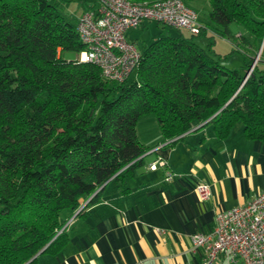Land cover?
I'll list each match as a JSON object with an SVG mask.
<instances>
[{
	"label": "trees",
	"instance_id": "16d2710c",
	"mask_svg": "<svg viewBox=\"0 0 264 264\" xmlns=\"http://www.w3.org/2000/svg\"><path fill=\"white\" fill-rule=\"evenodd\" d=\"M208 2V24L233 39L236 23L251 36L240 41L259 48L264 0ZM58 4L0 0V264L56 253L70 217L111 181L127 192L149 150L195 125L209 123L224 138L240 123L247 139L264 143V60L247 77L254 59L246 51L240 74L205 53L195 35L164 36L140 51L131 81H110L93 63L61 57L84 45ZM146 115L160 130L154 146L137 135Z\"/></svg>",
	"mask_w": 264,
	"mask_h": 264
},
{
	"label": "crops",
	"instance_id": "0c3cea01",
	"mask_svg": "<svg viewBox=\"0 0 264 264\" xmlns=\"http://www.w3.org/2000/svg\"><path fill=\"white\" fill-rule=\"evenodd\" d=\"M84 2L74 23L83 12L96 7L95 0L90 5ZM199 21L205 26L201 34L208 38L209 48L217 46L219 35L221 42L225 41L221 44L228 43L232 51L257 57V50L240 41L241 33L231 24L230 31H235L237 38L222 36L208 24L207 17ZM137 28L125 32L135 45L131 30ZM222 52L212 50L224 59L227 53ZM138 138L150 146L153 140L155 144L160 141L161 134ZM158 158L165 165L149 169ZM167 172L173 174L170 179H166ZM198 182L209 185L208 199L197 196ZM127 187L124 192L122 186L109 182L95 203L73 217L63 246L56 253L36 256L35 264H205L204 248L193 250L190 237L209 233L219 212L243 205L264 190V143L247 139L240 123L224 138L215 136L211 124H198L167 148L161 146L147 154ZM212 264L243 262L230 263L219 254Z\"/></svg>",
	"mask_w": 264,
	"mask_h": 264
},
{
	"label": "built area",
	"instance_id": "2783aa9c",
	"mask_svg": "<svg viewBox=\"0 0 264 264\" xmlns=\"http://www.w3.org/2000/svg\"><path fill=\"white\" fill-rule=\"evenodd\" d=\"M95 2V9L83 12L76 22L78 38L84 45L78 59L95 64L105 79L118 83L130 77L141 59L140 50L125 37L128 29H135L146 21L185 29L192 35L205 29L197 12L182 0ZM157 165L165 163L158 158L148 168L154 170ZM172 175L167 172L166 179ZM195 192L202 200L210 197L207 183L198 182ZM190 238L193 250L204 248L205 264H212L219 254L230 263L241 260L243 264H264V190L243 205L219 212L209 233H195Z\"/></svg>",
	"mask_w": 264,
	"mask_h": 264
},
{
	"label": "rangeland",
	"instance_id": "374dc122",
	"mask_svg": "<svg viewBox=\"0 0 264 264\" xmlns=\"http://www.w3.org/2000/svg\"><path fill=\"white\" fill-rule=\"evenodd\" d=\"M52 2H59L58 10L62 13V15L65 17V19L71 23H74L77 16L80 14L82 11L81 7L85 3L84 1L87 2L88 5L92 4L94 0H51ZM188 6L196 9L198 11V18L201 21H205L208 11H209V2L208 0H186ZM231 26L236 28L237 32L241 33L244 38L249 39L251 36L250 34L245 31L242 27L238 26L236 23H231ZM132 38L137 40V48L142 49L144 45H148L151 41L154 39H157L159 37H164V36H178L182 35L183 37H189L190 33L185 30V29H174L171 27L164 26L162 24H158L154 21H148L144 26L137 28L136 30H131ZM236 32L234 31V35ZM219 37V35H218ZM217 37V46L213 45L211 48H209V40L204 34H199L195 35L193 37V40L211 57L214 59L218 60L219 63L222 65L231 68V69H236L240 74L244 73V55L241 54L240 52L237 51H232L233 48L228 45V43L221 44V38ZM262 43V42H261ZM261 43L259 45V48L257 50V57L254 59V64L255 62H260V60H264V55H261L262 52H264V47L260 49ZM213 51H223L224 53H227L225 55L226 57L223 59L219 58L215 54H212ZM222 52V53H223ZM249 57H253V53H248ZM61 57L67 60H74L76 58L80 57V53H77L75 51H70V50H63L61 51ZM248 57V58H249ZM256 60V61H255ZM252 65V67H253ZM259 66L262 67L264 66V62H260ZM252 67L250 69H252ZM250 72V70H249ZM248 72V73H249ZM251 73V72H250ZM249 76V75H248ZM247 76V77H248ZM134 78V72L131 73L130 77L128 78V81H131ZM150 120V124L148 125L147 122ZM139 123H136V129H138L137 134L140 137H147L151 139L152 137H157L160 135V130L158 127V123L155 117L153 116H142L137 120ZM146 123L145 126L143 124ZM156 140H153V142H150V146L155 145ZM152 150V149H151ZM151 150L148 151V154H150ZM150 157V156H147ZM86 203L83 200H81V207ZM80 209V208H79ZM78 212V211H77ZM76 212V213H77ZM76 213L68 219V221L65 223L64 227H69L70 222L72 221L73 217H75Z\"/></svg>",
	"mask_w": 264,
	"mask_h": 264
},
{
	"label": "water",
	"instance_id": "95a60500",
	"mask_svg": "<svg viewBox=\"0 0 264 264\" xmlns=\"http://www.w3.org/2000/svg\"><path fill=\"white\" fill-rule=\"evenodd\" d=\"M262 47H264V40H262V43H261L260 49H261ZM104 185H105V184H103V185H102L97 191L102 190L103 187H104ZM36 256H37V255H35L33 258H35ZM33 258H32V259H33ZM32 259H31V260H32ZM31 260H29L28 262H30ZM28 262H27V263H28Z\"/></svg>",
	"mask_w": 264,
	"mask_h": 264
}]
</instances>
